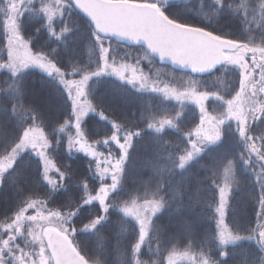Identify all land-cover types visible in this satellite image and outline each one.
<instances>
[{
	"label": "snow or ice",
	"instance_id": "6c2138e0",
	"mask_svg": "<svg viewBox=\"0 0 264 264\" xmlns=\"http://www.w3.org/2000/svg\"><path fill=\"white\" fill-rule=\"evenodd\" d=\"M213 3L217 15L229 13L246 26L239 36L166 14L161 0H0V190L14 188L17 196L0 221V264H264V0ZM77 10L91 25L87 41L94 58L86 63L73 57L69 39L79 28ZM30 21L56 47L34 43ZM121 41L146 45L161 61L189 70L183 91L157 82L150 89L175 98L179 110L161 115L148 108L140 116L144 126L136 128L111 117L96 96L101 77L125 82L121 93L126 85L150 87V78L138 74L127 54L120 56ZM34 69L63 100L55 122L35 99L38 92L29 82ZM222 70L236 80L222 81V88L213 82L217 90L211 91L205 78ZM209 100L218 102L219 112L209 111ZM187 102L198 107L199 122L185 131ZM101 121L108 127L97 138ZM169 130L176 143L163 140V166L154 182L129 189L125 176L134 140L151 131L159 142ZM228 143L236 150H220ZM74 153L84 155L71 159ZM201 154L209 156L202 165L208 174L194 191L186 174ZM242 172L248 173L254 200L255 220L246 226L229 219ZM205 180L212 190L210 238L197 243L191 219L177 233H165L157 214L173 203L176 211L194 208ZM92 237L102 243L93 247ZM241 253L245 259L238 261Z\"/></svg>",
	"mask_w": 264,
	"mask_h": 264
},
{
	"label": "trees",
	"instance_id": "16d2710c",
	"mask_svg": "<svg viewBox=\"0 0 264 264\" xmlns=\"http://www.w3.org/2000/svg\"><path fill=\"white\" fill-rule=\"evenodd\" d=\"M139 2H155V0H139ZM255 4H259L262 0H253ZM163 8L166 14H170L173 17H178L182 20L195 23H207L209 26L216 28L218 31L224 34H235L239 36L241 29L246 27L241 21L229 13L221 12L217 15L215 12L216 4L213 0H163ZM74 20L78 24L79 28L75 29L70 34V44L72 47L73 57L79 62H88L89 59L94 58L93 53L90 51V44L87 41L90 30V21L88 18L79 12L74 14ZM29 22V34H34V43L43 45L46 41L51 44L52 47H56L52 43V40L48 37V33L45 30H41L40 33H35V29ZM258 35V33H257ZM0 38L2 33H0ZM27 38V37H26ZM6 43V40H5ZM120 56L127 54V62L134 64L147 71L150 80H160L162 82H169L171 86L178 88H184L189 80V76L185 75L188 71L177 70L169 64L161 62L157 57L153 56L150 52L146 51L145 46L141 45H129L124 42H120ZM115 46V43H114ZM3 45H0V49ZM119 59V57H118ZM137 60L139 63L137 64ZM35 76L29 77L31 86L37 90L38 95L36 101L42 105L48 115V119L55 122L59 119L64 111L63 100L56 94L51 93L40 80V70L34 69ZM193 77L199 79L195 74ZM217 78H220L218 80ZM209 81V89L216 91L215 87H211L213 82H216L219 87H223L222 81L232 82L236 80L235 75H227L223 72L215 73L211 78H205ZM120 85H125V82L120 81L112 76L101 77L94 84L95 92L98 101L107 106L108 112L111 117L118 123H124L129 127H143V123L140 120L141 113L148 108H154L161 115L168 114L174 109L179 110L180 104L174 99H165L161 94L153 93L150 89L139 91L134 89L131 85H126L127 92L121 93L118 91ZM203 90V88L201 89ZM223 94V93H222ZM208 109L214 114L220 111L218 102L209 100L207 102ZM90 116L95 114L89 113ZM99 120L98 117H96ZM199 122V110L190 102H187L185 108L184 125L185 131L191 130ZM62 123V121H60ZM59 127V124H56ZM108 125L103 121L100 124L95 125V131L100 133L97 138H102L106 132ZM171 134L164 136L162 140L157 142L156 134L151 131H146L142 137L134 140V147L130 149V157L127 161L126 170V185L129 189L140 188L150 178L154 182L156 175V169L162 167L163 157L165 156V146L163 140H167L170 144L176 143V135L174 130H169ZM228 148L235 151L236 148L232 143H228L220 150ZM67 156L68 154L65 153ZM83 153H74L71 159H75L77 156H83ZM85 160L87 158L85 157ZM70 163L71 160H68ZM59 163V161H57ZM210 163L209 156L207 154H201V158H198L197 162L193 163L192 168L187 178L192 183L193 190L195 191L197 182L205 177L207 169L202 165H208ZM34 167V166H33ZM179 179V177H175ZM241 185L234 189L232 192V198L230 200L231 208L229 210V219L234 221L238 225H247L250 221L255 220L254 215V200L252 199L253 188L249 182L247 172L241 173ZM201 195L203 197L201 203L197 204L194 208L184 207L180 211H176V204L173 203L171 208L161 210L157 214L156 224L167 234L177 233L185 219H191L196 221L194 236L197 243L207 241L212 232L214 224L208 217L211 215L212 209L207 207L208 203L212 201V190L207 187V181H204V185L200 186ZM17 196L14 188H8L0 190V221L3 220V213L10 210L15 205ZM185 204H187V198H185ZM127 237L128 232L124 233ZM102 242L95 237L91 238V244L93 247H98ZM184 244H177V251L184 250ZM197 251L199 249H196ZM238 261H243L245 256L241 253L235 257ZM144 259H148L147 256ZM181 264H190V262H184Z\"/></svg>",
	"mask_w": 264,
	"mask_h": 264
},
{
	"label": "rangeland",
	"instance_id": "374dc122",
	"mask_svg": "<svg viewBox=\"0 0 264 264\" xmlns=\"http://www.w3.org/2000/svg\"><path fill=\"white\" fill-rule=\"evenodd\" d=\"M163 0H161V2H162ZM130 64V63H129ZM130 65H134V64H130ZM137 69H138V74L140 73V72H143V74L144 75H146V76H148V73H147V71L145 72V70L144 69H142V68H140V67H138V66H136V65H134ZM112 77H114V78H116V79H118V77H116V76H114V75H111ZM119 80V79H118ZM153 82H157V83H159V86L160 87H163L164 86V84H168L169 85V87L170 88H173V89H176V90H178V91H183L184 90V88H178V87H176V86H171L170 84H169V82L167 81V82H162V81H160V80H156V79H154V80H150L149 79V89H151V86L153 85ZM171 99H174L175 100V98H171ZM191 103V102H190ZM191 104H193V103H191ZM193 105H195V104H193ZM196 106V105H195ZM197 107V106H196ZM197 109H198V107H197ZM199 110V109H198ZM184 262H189L188 260H178V262H177V264H181V263H184Z\"/></svg>",
	"mask_w": 264,
	"mask_h": 264
},
{
	"label": "water",
	"instance_id": "95a60500",
	"mask_svg": "<svg viewBox=\"0 0 264 264\" xmlns=\"http://www.w3.org/2000/svg\"><path fill=\"white\" fill-rule=\"evenodd\" d=\"M167 1H170V0H167ZM81 13H82V12H81ZM82 14H83V13H82ZM122 42H124V43H126V44H129V45H139V44H136V43H134V42H132V41H122ZM145 47H146V45H145ZM151 54L159 59L158 54H155V53H151ZM159 60H160V59H159ZM160 61H161V60H160ZM161 62H163V63H165V64H169V65H171L173 68H175V69H177V70L189 71L188 69H183V68H181V67L178 66V65H174V64H172V62H171V61H168V60L161 61Z\"/></svg>",
	"mask_w": 264,
	"mask_h": 264
}]
</instances>
